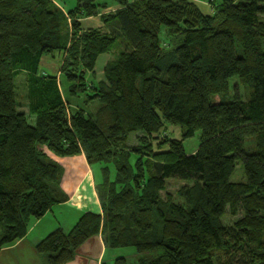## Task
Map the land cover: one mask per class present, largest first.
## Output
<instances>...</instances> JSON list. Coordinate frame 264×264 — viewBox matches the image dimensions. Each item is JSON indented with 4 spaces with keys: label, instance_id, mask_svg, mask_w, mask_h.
I'll return each mask as SVG.
<instances>
[{
    "label": "trees",
    "instance_id": "obj_1",
    "mask_svg": "<svg viewBox=\"0 0 264 264\" xmlns=\"http://www.w3.org/2000/svg\"><path fill=\"white\" fill-rule=\"evenodd\" d=\"M112 3L102 27L83 26ZM102 54L112 58L98 79ZM44 55L62 58L59 74L42 71ZM167 123L183 138L161 137ZM51 154L98 165L102 213L37 242L45 264L73 260L97 235L108 251L135 250L114 264H264V0H221L214 13L195 0H0V247L69 198ZM240 160L246 179L232 181ZM170 177L190 182L181 200L162 196ZM227 212L240 216L224 224Z\"/></svg>",
    "mask_w": 264,
    "mask_h": 264
},
{
    "label": "crops",
    "instance_id": "obj_2",
    "mask_svg": "<svg viewBox=\"0 0 264 264\" xmlns=\"http://www.w3.org/2000/svg\"><path fill=\"white\" fill-rule=\"evenodd\" d=\"M54 1L66 8L65 2V4H63L59 0ZM118 7L119 6L116 3L110 4L108 7L103 8L98 15L83 19V26L85 28L102 27L104 23L101 19V15L108 11L115 10ZM86 20L88 21L86 22ZM92 21L93 24H90ZM104 55L106 54H102L100 57ZM49 56L51 57V55H44L42 57L40 63L41 68H44L43 60L45 57ZM109 59L105 61V64ZM97 72L98 70L96 66V73ZM97 78L101 79V77L98 76V73ZM22 111L26 112L25 110ZM51 155L64 166L62 187L68 194L69 198L62 203L54 205L41 218L32 219L26 236L18 239L12 244L0 247V264H45L35 249L37 242L43 239L55 228L62 227L65 231H69L84 212L93 211L96 213H102V208L95 188L96 179L94 177V171L88 164L85 155L78 154L65 157H59L54 154ZM56 208H58L59 214L55 213L54 210ZM108 252L109 251L105 248L102 236L97 235L86 241L78 250L76 257L65 264H88L89 258H97L98 264H106L103 259Z\"/></svg>",
    "mask_w": 264,
    "mask_h": 264
},
{
    "label": "rangeland",
    "instance_id": "obj_3",
    "mask_svg": "<svg viewBox=\"0 0 264 264\" xmlns=\"http://www.w3.org/2000/svg\"><path fill=\"white\" fill-rule=\"evenodd\" d=\"M60 2H62L63 4H65V6L67 8L69 7H73L76 4V0H59ZM200 8L203 10V12L205 13H214L215 12V8L218 4H220L221 0H195ZM65 2V3H64ZM88 20H86L87 22ZM90 24H93L90 22ZM164 39V45H167L169 43H167L166 40H168L167 38H163ZM238 54H242V47H238L237 49ZM111 58V55L106 54L104 56H101L98 60V65H97V70H98V76L99 77H103V68L105 66V61L107 59ZM61 61L62 58L57 55V56H49V57H45V59L43 60V67L41 68L43 69L42 71L45 73H59V70L61 68ZM17 90H18V101H19V109L20 110H25L26 112L28 111V107L26 106V97H25V76L20 75L17 80ZM231 83V87L233 89L234 87V83H238V88L243 96V98H246L248 96V89L244 87V85L242 83L239 82L238 78L234 77L231 79L230 81ZM232 94H233V90H232ZM218 96L216 97V99L218 100ZM30 121H32V119L30 118ZM185 128L182 127L181 125H175V124H171V123H167L166 127L164 129V131L161 133V137L166 136V137H170V138H183V133H184ZM145 132L143 130H138L136 132H133L132 134H130L129 138H128V145H134L138 142V136L140 135H144ZM201 142V130L198 129L195 131V133L190 136V137H186L183 140L184 143V147L185 150L188 153H192L194 152L198 146L200 145ZM255 139H251V137H248L246 139V147H253L255 145ZM136 159V155H132V160L134 161ZM93 169L95 171L96 174V178H101L102 174L98 168V165H94ZM232 181H245L246 176H245V172H244V167H243V163L242 161H238L237 165H236V169L234 171V173L231 175L230 178ZM190 182L187 180H183V179H178V178H167L166 179V188L164 190H162V196L166 197L167 194H172L175 200H181V198L178 197V195L176 194V191L183 185L189 184ZM56 214H59L58 208H56L55 210ZM240 215H231L230 213H225L222 217V221L224 224H232L237 218H239ZM119 254H124L127 255L130 259L135 260L136 258V254H135V250L131 247L128 248H119V249H112L110 250L108 253L105 254V257L103 259L104 263L106 264H114V258L116 255ZM85 261V260H84ZM89 263L88 264H98L97 262V258H89L88 259Z\"/></svg>",
    "mask_w": 264,
    "mask_h": 264
}]
</instances>
